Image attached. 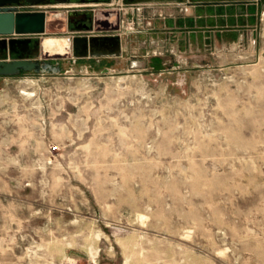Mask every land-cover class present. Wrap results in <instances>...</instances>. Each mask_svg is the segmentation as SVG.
<instances>
[{
  "label": "rangeland",
  "instance_id": "374dc122",
  "mask_svg": "<svg viewBox=\"0 0 264 264\" xmlns=\"http://www.w3.org/2000/svg\"><path fill=\"white\" fill-rule=\"evenodd\" d=\"M39 9L44 34L0 36V59L65 63L0 76V264H264V0L234 41L206 18L147 34L149 6ZM116 28L120 64L67 63Z\"/></svg>",
  "mask_w": 264,
  "mask_h": 264
},
{
  "label": "water",
  "instance_id": "95a60500",
  "mask_svg": "<svg viewBox=\"0 0 264 264\" xmlns=\"http://www.w3.org/2000/svg\"><path fill=\"white\" fill-rule=\"evenodd\" d=\"M20 1V2H18ZM45 0H0V36L12 35H40L45 33L46 12L45 10L17 11L14 5L17 4H45ZM245 2V1H244ZM239 11H244L245 3L238 1ZM96 37L74 36L71 40L72 54L71 63H75L76 58L84 57L90 54L92 56H121V37H106L104 48L105 52H93V42ZM10 45L18 42L17 39H8ZM92 51V53H91ZM61 71L59 62L54 64L40 58H16L0 59V76H15L20 73H51L57 74Z\"/></svg>",
  "mask_w": 264,
  "mask_h": 264
},
{
  "label": "crops",
  "instance_id": "0c3cea01",
  "mask_svg": "<svg viewBox=\"0 0 264 264\" xmlns=\"http://www.w3.org/2000/svg\"><path fill=\"white\" fill-rule=\"evenodd\" d=\"M118 1L120 13L125 15L130 12L134 20H138L135 12L141 6H149L151 9L150 14L156 17L148 16L152 24L150 27L152 31L146 29L147 34H154L157 32L156 30H160L158 32L161 34H182L187 27L186 24L194 25L197 21L202 20V18H206L209 19L208 22L211 27L216 28V36L226 41H234L238 38V34L235 33L237 31L235 27L252 19L257 14L259 6V0H216L211 3H201L200 0H163L158 2H138L129 5L123 4L120 0ZM238 1L245 3L244 11L237 9ZM201 4H213L214 9L199 12L198 8H200ZM225 21L230 22L232 29H222V26H224L222 22ZM217 26L222 28H217ZM120 35L122 36L123 34ZM192 36V39L195 40V35ZM228 37H231L230 40ZM199 38H201L200 34ZM123 53L124 42L121 44V57H123Z\"/></svg>",
  "mask_w": 264,
  "mask_h": 264
},
{
  "label": "flooded vegetation",
  "instance_id": "af4514ba",
  "mask_svg": "<svg viewBox=\"0 0 264 264\" xmlns=\"http://www.w3.org/2000/svg\"><path fill=\"white\" fill-rule=\"evenodd\" d=\"M45 4H52V3H68V4H72V3H80V4H85V5H91V4H104V5H109V4H119V1L118 0H45ZM123 4H126V5H129V4H132V3H138V2H158V1H163V0H120ZM20 2V1H18ZM71 7V6H70ZM121 33L118 32V29H113V30H109V29H105L104 31H99L97 33H93V32H90V34H82V35H74V36H80V37H96V39L94 40L95 42H93V49L92 51L95 52H105L107 51L108 49L107 48H104L103 44H106V37H115L117 35H120ZM125 35L121 37V44L123 42L124 39H127L129 37H127L128 35L131 34V32L129 33H124ZM72 36V38L74 37ZM72 38L70 39V43H71V40ZM0 46H2V43H0ZM22 49L21 48H17V47H13L12 46V50H11V53L13 55V52L17 53V56H19V52H21ZM91 51V53H92ZM9 54V55H10ZM87 58H91L93 57L91 54H90V51H89V54L88 56H86ZM101 58H110L111 60V64L110 65H113L114 63L116 64H120L121 63V56H118V57H112V56H105V55H102V56H99ZM16 58H19V57H10V59H16ZM3 59H7V58H3ZM71 59L70 60H66L67 63L69 65H76L77 64V60L80 59V58H76L75 59V63L72 64L71 63ZM43 60H46V61H49L51 63H55L56 61L59 62V65L61 67V69L63 68V64H65L61 59L59 60H52V59H43Z\"/></svg>",
  "mask_w": 264,
  "mask_h": 264
},
{
  "label": "bare ground",
  "instance_id": "6f19581e",
  "mask_svg": "<svg viewBox=\"0 0 264 264\" xmlns=\"http://www.w3.org/2000/svg\"><path fill=\"white\" fill-rule=\"evenodd\" d=\"M41 46L44 51L56 54L64 53V45L61 44L59 38L46 36L42 38Z\"/></svg>",
  "mask_w": 264,
  "mask_h": 264
},
{
  "label": "built area",
  "instance_id": "2783aa9c",
  "mask_svg": "<svg viewBox=\"0 0 264 264\" xmlns=\"http://www.w3.org/2000/svg\"><path fill=\"white\" fill-rule=\"evenodd\" d=\"M40 5L36 4H17L14 5L17 11H34V10H40L39 9Z\"/></svg>",
  "mask_w": 264,
  "mask_h": 264
}]
</instances>
